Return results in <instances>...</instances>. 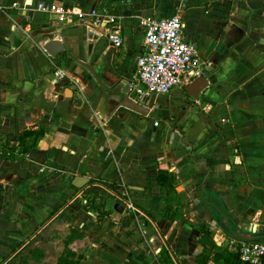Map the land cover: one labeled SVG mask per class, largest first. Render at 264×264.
<instances>
[{
  "label": "crops",
  "instance_id": "0c3cea01",
  "mask_svg": "<svg viewBox=\"0 0 264 264\" xmlns=\"http://www.w3.org/2000/svg\"><path fill=\"white\" fill-rule=\"evenodd\" d=\"M40 3L116 15L123 45L108 22L61 20ZM178 13L208 84L198 99L191 82L137 96L142 21ZM58 69L75 82H57ZM0 141L12 153H0V264H167L163 248L201 264L204 248L237 252L234 230L264 234V0H0Z\"/></svg>",
  "mask_w": 264,
  "mask_h": 264
},
{
  "label": "built area",
  "instance_id": "2783aa9c",
  "mask_svg": "<svg viewBox=\"0 0 264 264\" xmlns=\"http://www.w3.org/2000/svg\"><path fill=\"white\" fill-rule=\"evenodd\" d=\"M39 8L55 14L61 20L75 19L85 23L106 21L108 37L116 48L123 45L124 39L118 17L96 9L79 10L73 5L40 3ZM145 26L143 51L137 57L136 69L129 84L131 92L137 96L168 94L173 89L194 81L207 73V66L199 63L197 45L184 35L183 20L180 13L167 18L147 17L142 21ZM56 81L67 78L75 82L65 70L55 72ZM0 153L11 155L9 149L0 141ZM128 211L138 210L131 193L124 186L121 193ZM231 245L244 262L264 264V243L233 238Z\"/></svg>",
  "mask_w": 264,
  "mask_h": 264
},
{
  "label": "trees",
  "instance_id": "16d2710c",
  "mask_svg": "<svg viewBox=\"0 0 264 264\" xmlns=\"http://www.w3.org/2000/svg\"><path fill=\"white\" fill-rule=\"evenodd\" d=\"M45 132L44 129H40L35 132H28L29 135L38 137ZM162 257L167 264H177L170 249L163 248ZM198 261L201 264H206L209 260H213L217 264H253L244 262L238 252L231 251L221 246L213 247L212 249L204 248L198 257ZM77 261L71 255H63L57 264H76Z\"/></svg>",
  "mask_w": 264,
  "mask_h": 264
},
{
  "label": "water",
  "instance_id": "95a60500",
  "mask_svg": "<svg viewBox=\"0 0 264 264\" xmlns=\"http://www.w3.org/2000/svg\"><path fill=\"white\" fill-rule=\"evenodd\" d=\"M62 43L60 41H56V40H50L48 43H46L44 45V48L54 57H57L59 52L62 50ZM95 75V74H94ZM208 84V80L206 76H200L197 79H195L194 81H192L187 89L189 91V94L194 97L195 99L199 98V93L207 86ZM126 105V104H125ZM127 105L129 107H131L132 109L135 110H139V111H143V109L139 106V103H131L128 102ZM146 113V112H144ZM77 180H79L80 182H74V184L77 187H83L85 185V183L87 182V178L83 177V176H78L76 177ZM115 208L119 211V212H123L124 209L121 205L117 204L115 206ZM234 235H236L237 237H239L240 239H245L248 241H259V242H263L264 243V234L262 235H253L250 233H245L242 230L236 229L234 230Z\"/></svg>",
  "mask_w": 264,
  "mask_h": 264
},
{
  "label": "rangeland",
  "instance_id": "374dc122",
  "mask_svg": "<svg viewBox=\"0 0 264 264\" xmlns=\"http://www.w3.org/2000/svg\"><path fill=\"white\" fill-rule=\"evenodd\" d=\"M236 238V237H235Z\"/></svg>",
  "mask_w": 264,
  "mask_h": 264
}]
</instances>
